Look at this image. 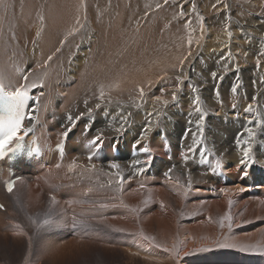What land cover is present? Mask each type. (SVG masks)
Here are the masks:
<instances>
[{
    "label": "bare ground",
    "instance_id": "obj_1",
    "mask_svg": "<svg viewBox=\"0 0 264 264\" xmlns=\"http://www.w3.org/2000/svg\"><path fill=\"white\" fill-rule=\"evenodd\" d=\"M17 1L23 15L37 12L45 18L42 23L27 26L29 37L24 31H13L23 44L22 51L11 59L9 47L8 52L0 50V78L14 89L25 83L22 77L28 75L27 83L37 84L29 94L40 97L38 104L30 100V106L38 108L34 113L36 120L47 116L51 120L46 122V129L58 125L65 132L69 128L71 131L62 157L53 154L47 160L19 165L23 178L16 181L12 192L0 191L5 211L10 213L11 203L36 204L47 195L44 201L58 211L55 222L72 225L75 218L81 222L76 225L79 228L101 233L105 248L95 246L93 250L108 255L111 264H252L255 259L264 264V251L259 250L264 248V164L259 163L264 161V124L255 126L256 120L264 121V83H260L264 77V59L260 55L264 46V33L260 31L264 29V4L253 11L255 0H223L221 4L211 0L208 8L200 0H168L167 4L164 0H101L103 8H98L93 0ZM193 2L199 15L205 16L203 32L197 14L190 11ZM224 3L229 5L227 11ZM157 4L161 7L157 8ZM213 4L217 7L213 8ZM180 5L186 13L183 17L177 14ZM7 7V3L6 7L0 6L1 29L6 26L2 18ZM162 12L170 14L163 16ZM189 21L190 26L186 27ZM73 28L78 30L68 35ZM249 36L259 38L262 47L247 43ZM57 48L61 50L56 52ZM229 51L234 59L228 58ZM54 52L45 66L44 61ZM184 57L187 59L181 67ZM258 57L260 67L256 65ZM219 61L232 66L227 73L215 66ZM237 64L238 73L234 70ZM212 72L218 73L216 79ZM177 76L181 81H177ZM233 80L240 84L235 96L228 90ZM193 86L197 92L192 91ZM141 87L145 91L143 99L139 97ZM217 87L219 97L215 95ZM177 88L178 100L172 101L171 94ZM197 95L208 113L204 140L198 146L208 149L203 156L199 150L187 151L193 144L191 134L184 138L186 128L197 132L199 114L192 104ZM156 96L169 103H157ZM253 96L257 97L255 102ZM43 101L49 105L43 106ZM185 101L189 102L184 104ZM250 103L255 111L246 113L244 109ZM88 109H92L90 115ZM236 112L241 116L235 117ZM81 113L84 115L73 125L69 116L75 120ZM129 113L128 120L122 121L121 117ZM227 113L230 118L224 116ZM250 115L252 118H246ZM149 122L151 131L146 133L147 140H141V146L147 144L153 160L145 172L134 175L133 161H144L147 155L132 145L145 133ZM80 123L75 136L74 129ZM122 123L123 130L116 131ZM247 127L256 132L253 154L258 162L245 168L239 165L242 153L235 140L237 134L246 135ZM98 133H103L102 147H90L89 141ZM42 137L53 142L46 133ZM217 158L222 167L213 173ZM110 160L120 168L112 169ZM73 162L76 166L68 170L67 165ZM169 168L173 169L171 180L163 175ZM117 171L124 177L122 188ZM244 171L247 176L242 175ZM189 174L192 187L185 196L180 186L187 185ZM243 183L248 187L238 192L244 188L239 186ZM102 204L110 206L102 208ZM226 213L232 216L231 229L227 221L224 228L220 227ZM8 231L19 233L15 228ZM69 245L70 242L63 245L60 251L65 254Z\"/></svg>",
    "mask_w": 264,
    "mask_h": 264
},
{
    "label": "rangeland",
    "instance_id": "obj_2",
    "mask_svg": "<svg viewBox=\"0 0 264 264\" xmlns=\"http://www.w3.org/2000/svg\"><path fill=\"white\" fill-rule=\"evenodd\" d=\"M200 1L203 4H206L205 8H208V4L210 5V3L212 2L211 0H209L208 2L207 0ZM4 2L5 4H8V7L6 8V11L4 12V16L2 18V23H5L6 26L3 29L0 28V50L3 49L4 51H7L6 48L9 47V49L13 53V55H10L9 58L12 59L22 51L23 46L22 42L20 41V39H18L13 31H24L26 32V36L29 37L30 31L27 29V26H33L36 22L42 23L45 16L44 14L41 15L37 12H33V14L28 15H26L25 13L23 15L22 9L17 0H4ZM93 2L98 8L104 7V3L101 0H93ZM255 3V6L251 5V10L253 11H256L258 7L260 8V6L264 4V0H259V3L258 0H255ZM179 11L180 10H178V13ZM168 14L170 13L162 12L163 16H166ZM41 17H43V20L40 19ZM107 18H109V16ZM191 18L195 19L194 15H192ZM28 21L29 23H27ZM217 31H219V29L216 30V34H219V32L217 33ZM260 31L264 33L263 28H260ZM244 33L245 35L247 34L246 31H244ZM246 42L254 47H262V45L259 43V38H257L256 36H249ZM262 52H264V46ZM262 57L264 59V55H262ZM215 66L222 68H225V66H227L228 68L232 67L230 64L224 61H219ZM201 78L204 79L205 77ZM234 83H237V81L233 80L229 83V91H231L230 89ZM210 84L214 85V83L212 82ZM213 93L210 95L212 96ZM188 102L189 101H185L184 104ZM237 113L239 112H236L234 116L238 118L241 116V114L239 113V116H237ZM215 115L220 117L221 113L215 112ZM224 116L228 118L231 115L227 113ZM250 116L246 118H252L253 115ZM50 131L56 132L57 136V132H60L61 130L59 128L58 131V128L53 127L50 129ZM50 131L47 132L46 135L52 137ZM77 132L78 127L76 128V132L73 133L76 134ZM75 140H78V138H76ZM111 161L113 160H110V163ZM86 165L92 166L89 163H86ZM88 183L89 181H87V184ZM239 186L244 187V189L248 187L244 183L239 184ZM257 192H260V189H257ZM232 193H237V191L233 190ZM16 197H18V200L20 199V195L17 194ZM45 198L48 199V196L45 195L40 203L31 205H28L27 201H17L16 203H11L10 213H7L5 210H0V223L2 222L0 224V264H99V262H101L102 264H111V258L108 255H103L93 250V247L95 246H102L105 248L106 244L103 245V242L100 239L99 234L101 233H90L88 232L87 227H85L84 229L81 227L79 228L78 226L72 227L73 224L65 225L64 223L59 224L58 222H55L59 219L58 211L56 209L54 210V208H52L47 201H44ZM83 199L84 198H82V200ZM9 200L12 201V198H9ZM45 220H49L50 223L45 225L43 223V221ZM17 225H19V227H17ZM11 228L19 230V233L17 235L11 234L8 231ZM85 232H88V235L84 234ZM58 238H61V240H59ZM89 238L93 241H91ZM66 241L70 242L71 245H69L70 248L66 251V253L63 254V252L60 250H62L61 247L63 245L68 243H66ZM98 241L101 243H99ZM251 263L260 264V261L255 259V261H252Z\"/></svg>",
    "mask_w": 264,
    "mask_h": 264
},
{
    "label": "snow or ice",
    "instance_id": "obj_3",
    "mask_svg": "<svg viewBox=\"0 0 264 264\" xmlns=\"http://www.w3.org/2000/svg\"><path fill=\"white\" fill-rule=\"evenodd\" d=\"M223 2V0H217V4H221ZM164 3L167 4L168 0H164ZM217 4H213L212 7L216 8ZM0 6H5L6 4L4 2V0H0ZM157 8H160L161 5L157 4L156 5ZM223 8L224 10H228L229 9V5L224 3L223 4ZM193 13H196L199 20L201 21V31L203 32L204 30V25H203V21H204V17L202 15H199V13L197 12L196 9V4L193 2L192 3V8L190 10ZM186 13L183 10V5H180V11L178 13L179 17H183L185 16ZM41 20H43V17L40 18ZM77 23L79 24V19L77 20ZM81 27H83V25H80ZM190 26V21L188 24H186V27ZM225 27L227 28L228 25H225ZM78 29L73 28L72 31H70L68 33V35H72L74 34ZM228 37L231 38L232 33L231 31H228ZM37 35H39V32L37 33ZM67 39V36H65L64 40L61 41V45L64 44L65 40ZM189 45H191L192 40L189 39L188 41ZM61 49L57 48L56 52H59ZM56 52L52 53V55H49L47 57V60L44 61V65L46 66L48 64L49 61H51L53 59V56L56 54ZM188 55H191V52L188 53ZM244 55L246 56L247 53H244ZM260 55H264V52H261ZM227 56L229 59H234V57L232 56L231 51H229L227 53ZM187 59V57H184L183 59L180 60V66L182 67L184 64V61ZM223 59V57H222ZM256 65L257 67H260L261 65V61L259 59V57L257 58L256 61ZM237 73L240 71L239 69V65L237 64L235 69H234ZM19 71H23V70H19ZM229 71L228 67L225 66L224 68V72L227 73ZM211 76L213 77V79H216L218 77V73L217 72H212ZM23 80L25 81V83L20 84L19 86L15 87L14 89H12V87L8 84H6L4 82V80L2 78H0V159H3L5 157H7L10 153H15L18 150H20L21 148L24 147V138L25 135H27L28 132L31 131L30 128L25 127L24 125V121L27 119L29 121L35 120L36 116H35V112L38 111V108L34 105L31 108L29 107V100H34L36 102V104L39 103V96H31L30 93V89L37 87L36 83H27L28 81V75H24ZM167 78L165 77H161V79H165ZM220 79H223V77H219ZM177 81H181V78L179 76L176 77ZM237 79H239V77H237ZM149 85L152 84L151 81L148 82ZM253 83L255 84L256 82L253 81ZM260 83H264V77L260 78ZM41 86L43 85V80L41 79L40 81ZM240 87L239 83H234L231 87V93L233 94V96H235V94L237 93L238 88ZM180 89L177 88L176 91H173L171 94V99L172 101H177L178 97H177V92ZM139 97L141 99H143V97L145 96V91L144 88L141 87L139 88ZM192 91L193 92H197V89L193 86L192 87ZM42 95V93H41ZM215 95L217 97H219L220 92H219V87H217L215 89ZM100 98L103 99L104 98V91L103 89H101L100 91ZM257 99L256 96L252 97V100L255 102ZM155 100L157 103H162L164 105H167L169 103L168 100L163 99L162 96H156ZM85 103H87V101H85ZM192 104L194 106V110L196 113L199 114V119L195 122V126L197 128V132H192L191 128H186L185 129V133H184V138H186L189 134H191L193 136V144L191 146L188 147L187 151L189 153L194 152L199 150L201 155L203 156L206 152H208V149L206 147H198L200 145H202L203 140H204V132H205V117L208 115V113L206 111H204V109L201 107V101H200V96L197 95L195 96V98L192 100ZM97 108L100 107V105H96ZM137 107H140V105H137ZM232 107L235 109L236 108V104L234 103L232 105ZM244 111L246 113H252L255 111V107L253 103H250L247 105V107L244 109ZM92 112V109H88V114L90 115ZM84 115V113H81V116H78L75 118V120H72V117L69 116V120L72 122V124L74 125L76 121H78L82 116ZM152 113H149V116H151ZM157 116L160 115V113H156ZM189 115H191V113H189ZM131 116V113L128 114V116H122L121 119L122 121H127L128 117ZM237 116H239V113H237ZM191 123V121L189 122ZM249 123H252V121H249ZM261 124H264V121L262 120H256L255 121V126L256 127H260ZM124 128V124H121V127L119 129H116V131H121ZM86 130H88V126H86ZM68 131H71V129L69 128L63 135L65 137H67ZM151 131V122H149V127L146 128L145 133L142 134V136L140 137V139H137L132 147L133 149H138L139 151L145 153L147 155V159L144 161L141 160H135L133 161L131 167L134 169V175L136 174H142L143 172H145L147 167L151 166L152 160H153V156L150 154V148L147 146V144H144L143 146H141V140H147V132ZM23 133V135L21 134ZM245 133L246 135H244V133H240L237 134V138L235 140V144L236 147L240 150V152L242 153L241 158L239 160V165L244 166L245 168L252 166L253 164L257 163L258 161L256 160L254 154H253V143L255 141V137H256V132L254 131L253 127H247L245 129ZM244 136V138L242 139L241 137ZM103 145V133H98L91 141H89V146L92 147L94 146L95 148L99 149L100 147H102ZM48 147L47 145H41L39 143V141H32L31 144V148L30 151L33 153H39L42 151L43 148ZM115 147V145H114ZM57 149H62L63 148V142L59 143L56 145ZM89 159H91V157H89ZM184 160L188 159L187 155L183 156ZM259 163L264 164V161H259ZM75 162H73L71 165H69V170H72L75 167ZM93 168L95 167L94 165L92 166ZM110 167L112 169H119L120 165L118 163H111ZM222 167L221 164V159L217 158L215 161V165L214 167H212L211 171L213 173L218 172ZM173 169L169 168L167 171H165L163 173V175L168 178L169 180L172 179L171 173H172ZM115 175L117 177H119L118 183L120 185V187H123V182H124V177L122 175L121 172L117 171L115 173ZM243 176H247L248 172L244 171L242 173ZM16 181L15 180H9L6 182V189L8 192H12L14 185H15ZM109 185H111L112 181L109 180L108 181ZM177 184H179V181H177ZM141 188L144 187L143 184L140 185ZM180 187L183 188L184 190V195L187 196L189 190L192 187V177L189 174L188 178H187V185H181ZM222 191L224 192H228L229 189H222ZM238 191L243 192L245 191L244 188H240L238 189ZM53 202H55V197H52ZM69 203H73L72 201H69ZM121 204L123 205V201H121ZM232 201L229 200V206H231ZM110 205H106V204H102L100 205V207H109ZM125 207H127V205H124ZM0 208H3V205H0ZM133 211H136L135 209H133ZM73 227H75L78 223H81L80 221L75 220V218H73ZM225 221H227V227L229 229H231L233 227V223H232V216L230 215V213H226L225 216H223L221 218L220 221V227L224 228L225 225ZM43 223L49 224L50 221L49 220H45L43 221ZM17 227H19V225H17ZM143 234V233H141ZM146 239H153L150 237H145ZM217 246H223V247H237V245H229V244H223V245H217ZM157 247H159V245H157ZM202 249H193V252H197V251H201ZM247 250H251V251H257V248H251V249H245ZM260 251H264V248L259 249ZM187 255V254H186Z\"/></svg>",
    "mask_w": 264,
    "mask_h": 264
}]
</instances>
